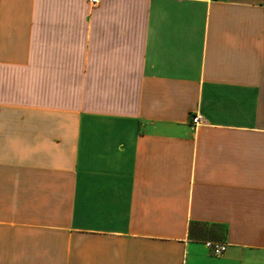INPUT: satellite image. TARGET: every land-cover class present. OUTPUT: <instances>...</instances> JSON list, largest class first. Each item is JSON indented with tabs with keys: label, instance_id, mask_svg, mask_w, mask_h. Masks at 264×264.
<instances>
[{
	"label": "crops",
	"instance_id": "obj_1",
	"mask_svg": "<svg viewBox=\"0 0 264 264\" xmlns=\"http://www.w3.org/2000/svg\"><path fill=\"white\" fill-rule=\"evenodd\" d=\"M0 264H264V0H0Z\"/></svg>",
	"mask_w": 264,
	"mask_h": 264
},
{
	"label": "built area",
	"instance_id": "obj_2",
	"mask_svg": "<svg viewBox=\"0 0 264 264\" xmlns=\"http://www.w3.org/2000/svg\"><path fill=\"white\" fill-rule=\"evenodd\" d=\"M91 7L96 8L98 7L102 0H88ZM202 118L199 115H196L192 119V123L195 128H197L201 124ZM209 248L211 249L212 253L216 257L222 256L228 249V245L225 243H208Z\"/></svg>",
	"mask_w": 264,
	"mask_h": 264
}]
</instances>
